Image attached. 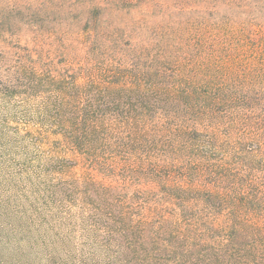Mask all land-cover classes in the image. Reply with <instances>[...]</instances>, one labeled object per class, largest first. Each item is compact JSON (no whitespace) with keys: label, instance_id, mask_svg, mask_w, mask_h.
Wrapping results in <instances>:
<instances>
[{"label":"trees","instance_id":"obj_1","mask_svg":"<svg viewBox=\"0 0 264 264\" xmlns=\"http://www.w3.org/2000/svg\"><path fill=\"white\" fill-rule=\"evenodd\" d=\"M239 23L87 34L81 61L0 36V184L25 173L40 221L6 212L0 264H264V32Z\"/></svg>","mask_w":264,"mask_h":264},{"label":"rangeland","instance_id":"obj_2","mask_svg":"<svg viewBox=\"0 0 264 264\" xmlns=\"http://www.w3.org/2000/svg\"><path fill=\"white\" fill-rule=\"evenodd\" d=\"M193 21L219 25L220 22L230 25L240 22L264 32V0H0V36L15 40L13 52L18 41L23 45L28 41L29 46L36 42L48 48L52 57H56V52L69 51L80 61L79 48L84 47L78 44L77 38L87 34L119 33L137 42L155 41L162 32L208 31L200 26L192 28ZM62 37L69 47L61 45ZM4 52L5 47L0 44V57ZM12 105L16 113L8 124L9 135L29 139L28 131L33 132L34 125H24L19 102L14 101ZM5 174L13 186L6 180L0 184L3 225L7 222L6 212L17 213L11 218L16 223L28 226L39 223L28 214L38 189L25 173ZM24 215L28 217L27 222L22 219Z\"/></svg>","mask_w":264,"mask_h":264}]
</instances>
